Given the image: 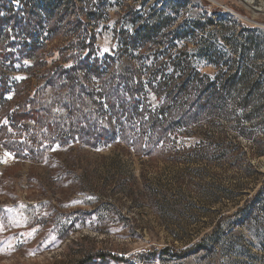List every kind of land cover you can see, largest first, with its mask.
Segmentation results:
<instances>
[{
  "label": "rangeland",
  "instance_id": "374dc122",
  "mask_svg": "<svg viewBox=\"0 0 264 264\" xmlns=\"http://www.w3.org/2000/svg\"><path fill=\"white\" fill-rule=\"evenodd\" d=\"M75 1L97 16L90 24L100 58L121 56L127 65L138 54L124 58L120 51L122 37L133 32L132 12L142 22H163L167 46L210 76L231 58L239 70L257 72L255 56H264V0ZM65 22L56 35L46 24L35 29L39 38H53L42 53L47 62L32 73L24 70L33 60L12 68L0 57V264H264V199L251 213L238 211L264 180L263 148L240 136L235 121L218 120L181 130L144 156L117 138L94 139L88 126L107 127V115L91 105L82 107L91 112L90 137L69 130L63 103L43 86L47 69L70 54L65 48L79 34ZM146 96L151 108L158 104L148 90ZM24 98L61 126L57 136L9 118ZM200 239L194 253L179 254Z\"/></svg>",
  "mask_w": 264,
  "mask_h": 264
},
{
  "label": "trees",
  "instance_id": "16d2710c",
  "mask_svg": "<svg viewBox=\"0 0 264 264\" xmlns=\"http://www.w3.org/2000/svg\"><path fill=\"white\" fill-rule=\"evenodd\" d=\"M76 5L75 0H40L38 6L32 0H24L17 7L7 0H0L2 64L8 63L13 68L16 62L31 59L32 66L24 70L29 73L36 66L45 65L46 57L42 53L53 37L39 38L34 34L35 29L45 24L46 30L56 35L61 29L58 24L66 19L65 26L79 32L65 48L70 54L59 64L54 63L48 68L43 77V86L54 90L53 96H57L55 101H61L69 114V130L79 129L84 132L82 137L85 134L90 137L88 132L93 129L94 139L112 141L117 138L137 154L153 156L152 153L162 148L165 140L181 130L202 125L209 128L218 120H232L240 125V136L264 151V142H261L264 141V56H255L259 61L257 72L246 66L239 70L235 58H231L224 64L225 68L218 61L217 73L210 76L199 71L186 52L175 54L167 46L168 37L163 22H142V17L136 14L138 12H132L129 22L133 32L122 37L120 51L124 58L126 55L133 57L134 51L138 54L125 65L121 62V56L100 58L96 55L93 24L90 23L94 21L93 16L95 19L97 16L92 14L90 6ZM237 11L244 14L241 9ZM69 17H73V20ZM184 25L185 22L178 24L172 36L179 34ZM194 26L199 28L202 24L195 23ZM195 31L191 29L192 33ZM80 33L84 35L80 37ZM146 51L151 53L144 56ZM146 56L147 63L142 61ZM135 63H140V67H133ZM254 73L256 76L252 79ZM4 88L2 81L1 106L5 102ZM63 89L68 90L66 95L55 93ZM147 90L158 102L153 108L147 103ZM23 102L12 111L10 119L22 121L23 126L34 121L54 135L59 134L61 126L48 121L46 112L33 105V98H24ZM88 105L107 115V127L88 126L89 130L85 132L86 118L91 117V112H84L82 107ZM257 153L264 154L261 151ZM247 160L245 158L244 162ZM263 199L264 180L248 203L238 211L246 209L251 213L252 207ZM202 240L179 254L194 253Z\"/></svg>",
  "mask_w": 264,
  "mask_h": 264
},
{
  "label": "bare ground",
  "instance_id": "6f19581e",
  "mask_svg": "<svg viewBox=\"0 0 264 264\" xmlns=\"http://www.w3.org/2000/svg\"><path fill=\"white\" fill-rule=\"evenodd\" d=\"M242 2L248 5L250 4V0H242Z\"/></svg>",
  "mask_w": 264,
  "mask_h": 264
},
{
  "label": "snow or ice",
  "instance_id": "6c2138e0",
  "mask_svg": "<svg viewBox=\"0 0 264 264\" xmlns=\"http://www.w3.org/2000/svg\"><path fill=\"white\" fill-rule=\"evenodd\" d=\"M33 231H35V230H33ZM54 239V238H53Z\"/></svg>",
  "mask_w": 264,
  "mask_h": 264
},
{
  "label": "water",
  "instance_id": "95a60500",
  "mask_svg": "<svg viewBox=\"0 0 264 264\" xmlns=\"http://www.w3.org/2000/svg\"><path fill=\"white\" fill-rule=\"evenodd\" d=\"M242 1V0H241Z\"/></svg>",
  "mask_w": 264,
  "mask_h": 264
}]
</instances>
